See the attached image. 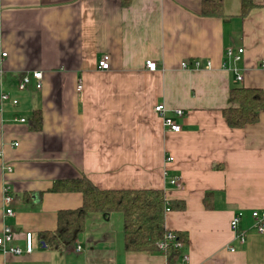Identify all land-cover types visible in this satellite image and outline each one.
Returning a JSON list of instances; mask_svg holds the SVG:
<instances>
[{"label": "crops", "instance_id": "1", "mask_svg": "<svg viewBox=\"0 0 264 264\" xmlns=\"http://www.w3.org/2000/svg\"><path fill=\"white\" fill-rule=\"evenodd\" d=\"M253 4L241 18L240 0H223L222 19L202 16L201 0L2 2L7 57L0 59V94L17 105L0 103V232L11 229L10 246L22 250L31 233L33 252L0 253V264H264V235L251 229V213L264 211V110L240 129L223 117L235 107L233 89L264 97V0ZM227 48L244 50L242 83L222 68ZM104 56L108 71L97 68ZM192 60L202 67L181 69ZM33 72L42 73L41 88L32 81L19 91L20 78ZM159 104L170 117L182 111L179 134L163 129L153 111ZM35 112L39 131L29 126ZM82 177L99 190H162L166 201L184 204L164 220L166 231L185 237L178 258L169 263L166 253L126 251L121 213L89 215L72 248L44 247L39 235L56 230L58 213L82 205L78 193L49 190ZM168 177H178L182 189ZM237 215L245 244L230 229Z\"/></svg>", "mask_w": 264, "mask_h": 264}, {"label": "trees", "instance_id": "2", "mask_svg": "<svg viewBox=\"0 0 264 264\" xmlns=\"http://www.w3.org/2000/svg\"><path fill=\"white\" fill-rule=\"evenodd\" d=\"M222 3L223 0H201V15L225 19ZM240 7V17L244 18L254 7L253 0H240ZM230 101L235 107L224 110L223 117L232 129L256 123L260 112L264 110V97L260 90L233 89L230 91ZM41 122L40 112H35L29 119L31 130L39 131ZM49 191L78 193L82 196L80 208L58 213L55 231L39 235L44 247L57 252L75 246L85 230V221L89 215L108 216L111 213H121L123 216V242L126 251L158 252V243L163 242L168 233L164 227L165 215L184 210V204L166 201L162 190H99L85 177L56 181ZM176 235L179 240L185 241L183 235ZM165 253L169 263H173L180 255V252L169 246Z\"/></svg>", "mask_w": 264, "mask_h": 264}, {"label": "built area", "instance_id": "3", "mask_svg": "<svg viewBox=\"0 0 264 264\" xmlns=\"http://www.w3.org/2000/svg\"><path fill=\"white\" fill-rule=\"evenodd\" d=\"M6 0H0V6L2 2ZM244 54V50L242 48H227L224 51V60L222 63V68L234 76L235 83H242L243 77L241 74V70L238 69V64L242 60V56ZM7 57V54L1 50L0 45V59L3 60ZM145 67L150 72L156 71V64L152 61H147L145 63ZM180 67L182 70L187 69H200L202 67V64L199 60H192V61H185L180 64ZM98 70L101 71H108L110 69V63L109 58L107 56H104L100 58L98 61ZM204 68L206 70L211 69V63L206 62ZM2 77V71L0 70V80ZM41 80H42V73L41 72H33L28 75H24L20 78L17 88L19 91L25 90L32 81L35 82V89L39 90L41 88ZM82 89L81 83L77 86V90L80 91ZM0 103H10L13 106L17 105L16 100H11L8 96V94L2 92L0 94ZM154 113L157 114L161 120H162V127L166 132H170L173 134H179L181 131V128L179 124L176 121V118L182 117L183 113L180 110L173 111L174 118L167 115V110L164 107L163 104L156 105L153 109ZM19 123L25 124V119H19ZM15 147H17V144H14ZM173 159L168 158L167 161L171 162ZM168 184L176 189L181 190L182 189V183L178 177H168ZM2 195H3V204L6 208L5 210V216L11 217L14 215L11 204H12V197L10 195V189L7 185H4L2 189ZM240 215L234 216L230 221V229L233 232L235 239L240 244H245L246 238H247V232L246 231H238L239 223H240ZM251 219H252V226L251 229L254 230L257 234L264 235V211H257L251 213ZM13 241V232L9 228H4L0 232V253L1 254H12L15 256H21V255H30L33 252V236L31 233H26L24 235V242H25V248L24 250L18 248V247H12L10 244ZM170 247L174 250H177L180 252V250L183 248V242L179 240L177 235L172 232H168L165 234L164 241L161 243H158L157 250L158 252L165 253V250L167 247ZM75 252H80L81 248L80 246H76L74 249ZM231 252H234L233 249L230 250ZM182 261L184 263L188 262V258L186 256H182Z\"/></svg>", "mask_w": 264, "mask_h": 264}]
</instances>
